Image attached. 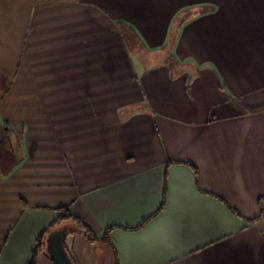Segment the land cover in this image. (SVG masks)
<instances>
[{
  "label": "crops",
  "instance_id": "1",
  "mask_svg": "<svg viewBox=\"0 0 264 264\" xmlns=\"http://www.w3.org/2000/svg\"><path fill=\"white\" fill-rule=\"evenodd\" d=\"M6 122L0 264L62 205L111 241L65 237L80 264H264V0H0Z\"/></svg>",
  "mask_w": 264,
  "mask_h": 264
},
{
  "label": "trees",
  "instance_id": "2",
  "mask_svg": "<svg viewBox=\"0 0 264 264\" xmlns=\"http://www.w3.org/2000/svg\"><path fill=\"white\" fill-rule=\"evenodd\" d=\"M181 23L182 20L179 22V24H176L174 26L173 30L175 32L182 25ZM119 25L123 38L131 49L137 50L143 47L144 43L142 42V39L132 26L125 22H119ZM167 63L171 72V76H177L180 70V62L178 61V59L174 55H171L169 53ZM23 132V125H20L19 127H13L7 122L4 125L5 136L0 137V172L3 175H7L8 173H10L20 163V160L23 159V156L19 151L20 147H22L23 145ZM194 169L198 177V170L195 166ZM163 206L164 202L161 204L159 209H161ZM58 210H60L58 216L51 223H49L50 225L48 227H46L43 231L40 232L37 239L38 244L36 248H34L32 258L28 264H37L38 254L40 251L46 252L48 257L52 260L53 264H55L52 257L46 251V239L47 237H49V233L60 225H66V237L68 235L81 234L92 243L99 240L111 243L107 234L99 238L94 232V230L91 228V226L88 224V222L85 221L83 218L74 215L67 205L60 206ZM232 210L238 213L236 209L232 208ZM67 250L70 254V257L72 258V261H74L73 263L80 264V262L73 256L69 249ZM117 264H119L118 261Z\"/></svg>",
  "mask_w": 264,
  "mask_h": 264
},
{
  "label": "water",
  "instance_id": "3",
  "mask_svg": "<svg viewBox=\"0 0 264 264\" xmlns=\"http://www.w3.org/2000/svg\"><path fill=\"white\" fill-rule=\"evenodd\" d=\"M46 239L48 254L55 264H74L65 244V231L54 230L49 233Z\"/></svg>",
  "mask_w": 264,
  "mask_h": 264
},
{
  "label": "rangeland",
  "instance_id": "4",
  "mask_svg": "<svg viewBox=\"0 0 264 264\" xmlns=\"http://www.w3.org/2000/svg\"><path fill=\"white\" fill-rule=\"evenodd\" d=\"M141 49V48H140ZM137 50H139V49H137ZM169 56V55H168ZM179 61V60H178ZM166 63H167V60H166ZM167 65H168V63H167ZM6 124V123H5ZM4 124V125H5ZM17 127H19V126H17ZM24 127V126H23ZM1 136H5V134H4V126H3V129H2V133L0 134V137ZM23 137H24V132H23ZM19 151H21L23 154H24V150H23V145H22V147H20V149H19ZM20 152V153H21ZM12 172V171H11ZM39 236V235H38ZM66 237V236H65ZM109 237V236H108ZM99 238H101V237H99ZM37 239H38V237H37ZM37 244H38V241L36 242V246H37ZM46 244H47V242H46ZM36 246H35V248H36ZM40 252H44V251H40ZM40 252H39V254H40ZM39 254H38V256H39ZM117 261H118V263H119V259H118V257H117V259H116ZM116 264H117V262H116Z\"/></svg>",
  "mask_w": 264,
  "mask_h": 264
}]
</instances>
